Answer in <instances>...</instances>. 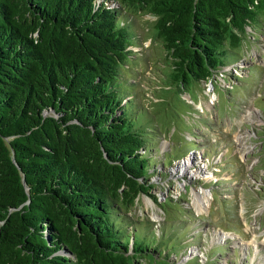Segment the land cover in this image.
<instances>
[{"label":"trees","instance_id":"1","mask_svg":"<svg viewBox=\"0 0 264 264\" xmlns=\"http://www.w3.org/2000/svg\"><path fill=\"white\" fill-rule=\"evenodd\" d=\"M127 12L155 17L179 95L234 84L248 28L264 31V0H0V264H216L180 263L196 235L130 215L189 148L154 154L165 129L124 72L144 44Z\"/></svg>","mask_w":264,"mask_h":264},{"label":"rangeland","instance_id":"2","mask_svg":"<svg viewBox=\"0 0 264 264\" xmlns=\"http://www.w3.org/2000/svg\"><path fill=\"white\" fill-rule=\"evenodd\" d=\"M127 15L144 44L133 47L135 58L124 72L135 90L139 87L141 103L152 109L165 129L154 154L166 157L167 165L176 158L175 146L189 148L153 175L154 188L150 194H140L130 215L178 231L176 239L184 233L196 235L193 243L198 244H190L186 252L183 247L180 263L195 256L210 262L213 255L218 256L216 264H264V31L248 28L249 46L234 70L239 76L234 84L220 72L179 95L165 86L166 49L150 37L155 17L141 12ZM137 37L140 42L139 33ZM132 85L123 90L135 95ZM159 94L168 98L162 100L156 97ZM195 118L205 122L190 131ZM148 119L152 120L151 114ZM202 193L208 198L200 203ZM162 231L156 227L157 235Z\"/></svg>","mask_w":264,"mask_h":264},{"label":"bare ground","instance_id":"3","mask_svg":"<svg viewBox=\"0 0 264 264\" xmlns=\"http://www.w3.org/2000/svg\"><path fill=\"white\" fill-rule=\"evenodd\" d=\"M199 196H200V199H199L200 203H202V201H205L208 198L207 193H204V194L202 193ZM206 196H207V198H206Z\"/></svg>","mask_w":264,"mask_h":264}]
</instances>
